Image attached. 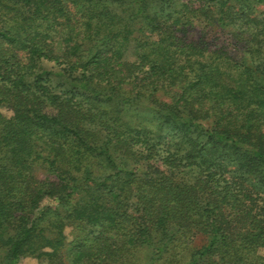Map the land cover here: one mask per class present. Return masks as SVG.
<instances>
[{
	"label": "trees",
	"instance_id": "16d2710c",
	"mask_svg": "<svg viewBox=\"0 0 264 264\" xmlns=\"http://www.w3.org/2000/svg\"><path fill=\"white\" fill-rule=\"evenodd\" d=\"M263 250L264 0H0V264Z\"/></svg>",
	"mask_w": 264,
	"mask_h": 264
},
{
	"label": "rangeland",
	"instance_id": "374dc122",
	"mask_svg": "<svg viewBox=\"0 0 264 264\" xmlns=\"http://www.w3.org/2000/svg\"><path fill=\"white\" fill-rule=\"evenodd\" d=\"M71 232V227H68L66 229V233L67 234H70ZM69 239H70V235H69ZM262 254H264V250L261 252ZM22 264H38V261L37 259L35 258H32V257H26L22 260Z\"/></svg>",
	"mask_w": 264,
	"mask_h": 264
}]
</instances>
